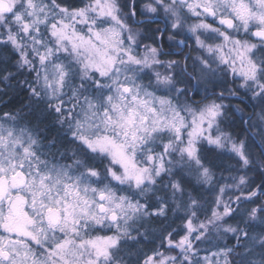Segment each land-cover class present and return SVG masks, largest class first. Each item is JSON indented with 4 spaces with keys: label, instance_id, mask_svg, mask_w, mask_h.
Segmentation results:
<instances>
[{
    "label": "snow or ice",
    "instance_id": "obj_1",
    "mask_svg": "<svg viewBox=\"0 0 264 264\" xmlns=\"http://www.w3.org/2000/svg\"><path fill=\"white\" fill-rule=\"evenodd\" d=\"M0 50V264H264V0H0Z\"/></svg>",
    "mask_w": 264,
    "mask_h": 264
},
{
    "label": "trees",
    "instance_id": "obj_2",
    "mask_svg": "<svg viewBox=\"0 0 264 264\" xmlns=\"http://www.w3.org/2000/svg\"><path fill=\"white\" fill-rule=\"evenodd\" d=\"M7 55H8L7 52L0 50V56H7ZM3 88H4V85L0 84V89H3ZM24 99H25L24 93L21 92L19 89L13 88V89L7 90V94H0V112L18 108ZM241 99H244L245 101L244 104H241ZM225 103H228V101H225ZM231 103L233 105H238L242 107L244 109V112L250 109L249 108L250 104L248 102V99L243 97V93H241L240 98H233ZM229 118L235 119V122H236L235 124L232 125V127H230L231 130H233L235 134L239 133L240 136L243 138L244 133L248 131V125L247 127L243 126L240 122V119L234 116L231 112L229 113ZM252 131H254V129ZM256 182L259 183L258 178ZM208 195L209 194L206 192V197Z\"/></svg>",
    "mask_w": 264,
    "mask_h": 264
},
{
    "label": "rangeland",
    "instance_id": "obj_3",
    "mask_svg": "<svg viewBox=\"0 0 264 264\" xmlns=\"http://www.w3.org/2000/svg\"><path fill=\"white\" fill-rule=\"evenodd\" d=\"M248 102H249V110H246L245 111V116H244V119H246V117H248V114H253V121H255L256 119H257V117H256V115H254V113H258L259 112V106L257 105L255 108L253 107V104H256V102L255 101H251V100H248ZM238 119H239V115L238 114H236L235 115ZM232 119V118H231ZM236 123V122H235ZM233 125V124H232ZM232 125H228V127H227V129L226 130H229V131H232L233 132V134H235V132L233 131V130H231V128L230 127H232ZM243 126H247V124H242ZM254 131H256V129H254ZM225 176H227V173H225ZM232 181H230V180H227V181H220V183H231ZM205 194V196H206V192L204 193ZM228 195H232V193H228ZM225 199H227V196H225ZM234 242V241H233ZM202 247H205V248H207V246H202ZM211 250H215V249H211ZM205 254V252H201V255H204Z\"/></svg>",
    "mask_w": 264,
    "mask_h": 264
},
{
    "label": "flooded vegetation",
    "instance_id": "obj_4",
    "mask_svg": "<svg viewBox=\"0 0 264 264\" xmlns=\"http://www.w3.org/2000/svg\"><path fill=\"white\" fill-rule=\"evenodd\" d=\"M162 26V25H161ZM150 27H152V28H155V27H157V25L156 24H152V25H150ZM170 33L169 32H165V33H163V35H162V37H161V39H160V41H159V45L158 46H160V45H162L163 46V48H164V50L165 51H167L168 49H169V47H170V45H171V43L172 42H170L169 40H168V35H169ZM158 37H160L161 36V34H159V33H157L156 34ZM184 37L183 36H176V39H183ZM145 43H150L151 41H144ZM170 58H172V59H175V58H178V57H168V56H162L161 57V59H170Z\"/></svg>",
    "mask_w": 264,
    "mask_h": 264
},
{
    "label": "water",
    "instance_id": "obj_5",
    "mask_svg": "<svg viewBox=\"0 0 264 264\" xmlns=\"http://www.w3.org/2000/svg\"><path fill=\"white\" fill-rule=\"evenodd\" d=\"M248 119V117H246V119L245 120H247ZM247 127V126H246Z\"/></svg>",
    "mask_w": 264,
    "mask_h": 264
}]
</instances>
